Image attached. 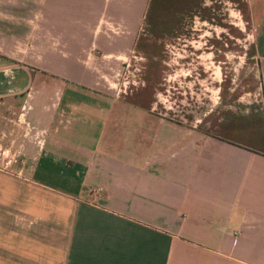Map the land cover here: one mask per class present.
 I'll return each mask as SVG.
<instances>
[{"label":"crops","instance_id":"0c3cea01","mask_svg":"<svg viewBox=\"0 0 264 264\" xmlns=\"http://www.w3.org/2000/svg\"><path fill=\"white\" fill-rule=\"evenodd\" d=\"M222 2L0 0V264H264V0L234 84Z\"/></svg>","mask_w":264,"mask_h":264},{"label":"rangeland","instance_id":"374dc122","mask_svg":"<svg viewBox=\"0 0 264 264\" xmlns=\"http://www.w3.org/2000/svg\"><path fill=\"white\" fill-rule=\"evenodd\" d=\"M240 1H245V0H240ZM221 11H222L221 17L223 18V23H225L223 28L220 29L219 26L216 27L212 26L210 27V29L206 28L208 26L201 25L198 18H196L198 16L196 12L191 15L192 16L191 27H192V31H195L200 34H206L208 33V31L211 30V28H213L214 29L213 31L219 32L224 36V38L227 37L226 34H228V36L230 35V33L233 34L232 38L228 37L226 39H222L221 41V44L223 46L222 49L224 50L223 53L224 64H220L222 68L220 72H218L217 78L219 79L222 77V75H225V77L229 80H232L234 84L235 82H241L242 80L246 79V69H245L247 62L246 50L249 44V40H247V33L249 32V30L242 18L243 16L242 11H238V6H236V2H233V0H223ZM235 35H237V37ZM209 43L205 42V45L208 46ZM190 44L192 45L191 49H197V48L202 49L205 46L202 41V38L193 39L192 41H190ZM205 51H207V49ZM209 56L210 55L201 57V61L205 62L204 64L206 66H209V68L206 69V73H200L199 78L201 79H199V82L201 84H204L205 82L206 84H208L209 80H212V84L214 83L213 74L216 70V67H214L215 63L212 64L208 60ZM204 58H206V61H203ZM216 58L219 59L218 57ZM117 62L119 63V61ZM211 70L212 73H210ZM192 75H194L193 72ZM204 76L206 77L204 78ZM122 77L123 74H120V72L117 71V72H109L104 74L103 79L106 82L111 83V86H113V91L116 90L118 91ZM211 77H213V79ZM212 84H208L207 86L211 87ZM209 91H211V94L215 96V92L213 88H211Z\"/></svg>","mask_w":264,"mask_h":264},{"label":"built area","instance_id":"2783aa9c","mask_svg":"<svg viewBox=\"0 0 264 264\" xmlns=\"http://www.w3.org/2000/svg\"><path fill=\"white\" fill-rule=\"evenodd\" d=\"M15 164H18L19 168L15 169ZM24 165L25 160L20 157L18 150H12L9 147L0 146V171L24 178ZM102 192L103 188L101 186L92 188V201H98L102 196Z\"/></svg>","mask_w":264,"mask_h":264}]
</instances>
